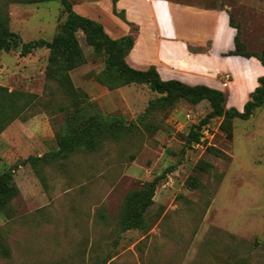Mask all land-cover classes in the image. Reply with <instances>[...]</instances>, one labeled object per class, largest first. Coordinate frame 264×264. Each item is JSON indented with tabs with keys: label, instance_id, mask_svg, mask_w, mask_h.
Wrapping results in <instances>:
<instances>
[{
	"label": "rangeland",
	"instance_id": "374dc122",
	"mask_svg": "<svg viewBox=\"0 0 264 264\" xmlns=\"http://www.w3.org/2000/svg\"><path fill=\"white\" fill-rule=\"evenodd\" d=\"M69 1L80 7L83 0ZM96 1L106 9V0ZM179 1L225 9L240 27L245 50H264V0ZM9 14L12 31L25 43L52 41L66 19L59 2L10 4ZM179 15L198 18L188 11ZM77 38L86 58L69 72L83 92L77 99L47 77L48 49L25 57L18 49L0 52V85L38 95L25 119L0 136V173L55 151L66 116L78 109L121 116L136 127L119 138L104 137L95 151L41 162L39 173L29 164L15 170L18 194L0 214V236L9 252L0 253V264H264V105L250 119L232 121V138L220 129L222 118L211 119L202 127L206 141L188 148V133L211 111L209 102L181 101L142 119L158 95L146 85L109 90L100 84L96 76L104 55L94 53L82 31ZM247 59L234 62L233 77L220 75V82L211 83L228 93L226 108L242 110L264 75L256 58ZM164 173L145 214L146 228L122 232L126 197Z\"/></svg>",
	"mask_w": 264,
	"mask_h": 264
},
{
	"label": "trees",
	"instance_id": "16d2710c",
	"mask_svg": "<svg viewBox=\"0 0 264 264\" xmlns=\"http://www.w3.org/2000/svg\"><path fill=\"white\" fill-rule=\"evenodd\" d=\"M117 1L113 0L114 3ZM44 2H59L63 7V13L66 14V19L52 41L36 40L25 43L21 36L11 29L9 6L15 3ZM114 13L116 14V9ZM122 19L125 20V17ZM230 24L236 29V36L234 40L235 49L228 55L245 58L254 57L264 67V50L260 54L247 52L241 40L240 27L234 24L231 16ZM79 31L83 32L87 44L93 48L94 53L104 55V69L96 76L100 84L109 90L133 84L146 85L158 95L150 101L145 114L141 116L142 119L156 108L169 110L181 101L191 105H197L203 101L209 102L211 111L199 124L192 126L188 133L185 144L188 148L206 141L202 140L204 136L202 127L207 125L211 119L222 118L220 129L226 133L228 138H232V121L234 119L246 121L258 108L264 105V75L258 79L259 86L250 94V99L242 110L235 107L226 108L227 98L221 90L204 85L190 86L177 80L165 81L155 66H151L145 71L131 67L127 62V57L135 45V33L137 31L120 39H113L100 22L77 13L69 0H1L0 2V52L9 53L21 45L20 54L25 57L36 49H48L50 54L47 77L68 90L74 99H77L78 91L79 93L82 91L74 87L69 72L83 65L86 61L77 38ZM37 99L38 95L36 94L21 90L9 91L8 88L0 85V136L13 122L24 120L26 112L32 109L31 106L37 102ZM79 105L76 104V107ZM134 127H136L135 123L127 124L123 117L117 115L106 116L101 112L85 115L82 109L69 113L65 118L64 125L57 133V149L55 151L42 156H31L20 164L0 173V214L8 210L9 204L18 194L14 183V172L20 166L29 164L39 173L41 162L62 160L81 149L95 151L104 137L119 138L133 130ZM207 149L216 155H222V152L212 146H208ZM171 170L169 168L167 171L170 172ZM165 175L166 173L147 183L143 191L132 192L126 197L120 217L122 232L146 228L145 214L147 209L153 205L156 187ZM0 253H9L1 236Z\"/></svg>",
	"mask_w": 264,
	"mask_h": 264
},
{
	"label": "crops",
	"instance_id": "0c3cea01",
	"mask_svg": "<svg viewBox=\"0 0 264 264\" xmlns=\"http://www.w3.org/2000/svg\"><path fill=\"white\" fill-rule=\"evenodd\" d=\"M106 1V9L99 7L96 0H83L80 7H73L77 13L100 22L113 39L132 34L129 24L137 28L135 45L127 57L134 69L145 71L155 66L165 81L215 89L211 83L220 82V75L233 77L234 62L251 60L228 55L235 49L236 29L229 27L225 9H201L179 0ZM115 9L123 12L125 21L114 13ZM183 11L198 18L186 21L179 15ZM222 57H227L226 63H221ZM224 93L228 101L229 95Z\"/></svg>",
	"mask_w": 264,
	"mask_h": 264
},
{
	"label": "water",
	"instance_id": "95a60500",
	"mask_svg": "<svg viewBox=\"0 0 264 264\" xmlns=\"http://www.w3.org/2000/svg\"><path fill=\"white\" fill-rule=\"evenodd\" d=\"M18 50H21V45L17 47Z\"/></svg>",
	"mask_w": 264,
	"mask_h": 264
}]
</instances>
